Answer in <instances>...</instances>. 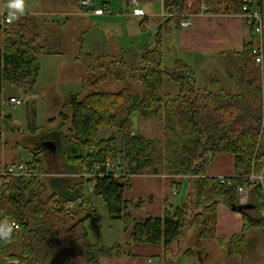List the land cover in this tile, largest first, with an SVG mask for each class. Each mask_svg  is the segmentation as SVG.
Segmentation results:
<instances>
[{
	"label": "trees",
	"instance_id": "16d2710c",
	"mask_svg": "<svg viewBox=\"0 0 264 264\" xmlns=\"http://www.w3.org/2000/svg\"><path fill=\"white\" fill-rule=\"evenodd\" d=\"M202 2L212 13L240 12L242 6V0H164V9L174 14L163 17L136 60L138 72L134 75L141 83L139 92L125 88L99 91L96 87L107 79V74L88 72L84 88L93 90L81 96V92L68 95L64 106L69 107V112L62 110L61 124L48 133L58 147L53 156L63 163L55 171L68 174L50 177L51 185L57 188L55 192H46L47 181L42 174L45 168L38 155L51 151L48 141L34 151L33 160L26 162L28 173L0 175V229H12L10 239L0 240V256L4 258L0 264H53L55 257L75 256L77 252L84 264H100L101 254L119 251V244L106 247L89 238L86 221L97 214L93 201L97 195L104 200L111 217L122 219L125 227L133 223L131 242L162 243L167 248L185 226L195 228L196 246L215 236L218 202L224 201L230 207L237 204V186H248L247 174L259 171L264 161L263 90L261 70L252 54L255 34L251 26L241 55L255 65L248 70L247 79L236 80L237 89H226L217 75L199 78L181 58L171 66L163 64L162 32L167 31L169 22L180 27L184 13L200 11ZM261 2L256 0L257 4ZM29 24L31 18L26 13L11 24L5 21L0 47V92L5 81L21 84L30 93L35 89L41 69L38 54L48 52V48ZM140 24L144 29L147 23L142 20ZM167 79L177 83L176 93L166 90ZM134 113L140 119L160 121L163 136L146 137L134 127ZM68 119L70 125L66 127ZM101 126L112 127L114 134L100 137ZM1 138L0 134V141ZM226 152L234 154L235 172L223 177L232 183L207 173L215 155ZM111 159L119 160V175H113L105 166ZM85 171L94 174L85 176ZM140 172L185 176L189 182L186 198L166 208L162 216L136 218L129 207L140 205L141 199L127 200L123 194L127 176ZM89 181L92 190L86 194ZM248 203L249 207L264 210L260 183L252 185ZM242 216L244 228L250 222L264 226V214L252 218L246 209ZM242 238L235 234L224 243L228 254L240 252ZM17 240L21 251L10 252L9 245ZM193 252V248L183 251ZM6 256L9 260H5Z\"/></svg>",
	"mask_w": 264,
	"mask_h": 264
},
{
	"label": "rangeland",
	"instance_id": "374dc122",
	"mask_svg": "<svg viewBox=\"0 0 264 264\" xmlns=\"http://www.w3.org/2000/svg\"><path fill=\"white\" fill-rule=\"evenodd\" d=\"M33 1L35 2L34 5L32 4V6L28 7L38 8L47 13L39 17L31 15L32 24H29V26L33 31L39 33L40 42L46 45L48 53L43 52L38 54L41 69L32 93L21 84L5 81L4 90L0 93V132L2 134L0 141V166L3 162L18 158L24 159L26 162L33 160L34 151L42 143L48 141L47 143L51 146V151L49 153L38 152L39 157L43 161L44 168L47 169L49 166H52L54 160H60L58 159L59 157H51L57 153L58 147L55 139L48 136V133L57 128L58 124L62 121L59 110L68 98V95L81 92V96L83 93L93 90L92 87L84 88V78L88 72L94 75L107 74V79L101 81L96 87L99 91H117L125 88L131 92H139L141 90V83L134 75L138 72L135 58L139 56L142 50L141 47L138 48V45L144 41L151 40L157 30V25L163 20V17L160 16L158 19L153 20V22L151 21L144 29L140 28L138 32L130 33L125 38H122L112 33L111 35L107 34L106 24L108 28L115 29L117 27L115 21H118L117 23H119L120 28L122 27L124 30L125 28L131 29V24L125 16H113V14L106 17V15L93 16L89 14L68 13V21L64 23L62 18L66 19V16L62 17L60 14L52 13V11L62 9L63 7L67 8L68 4V10L73 8L74 11H78L81 8L86 13V9L84 10L82 7H79L81 6L79 0ZM102 1H107L109 10L106 12L108 13H114L120 5L125 4V0H91V4L100 5ZM91 31L96 32L95 37L99 38L101 43L106 44L104 49H95L93 51L89 47H86ZM60 32L62 33L61 35ZM55 35L61 37V39H58L61 41V46L58 43L51 44L48 42L51 36ZM163 45L165 46L163 63L168 66L172 62L171 57L173 52L171 47H167L168 43L166 40L163 42ZM58 48L63 50L62 54L49 52L52 49L56 50ZM167 52L170 53V57H167ZM226 56H228L227 53H224L222 56L215 55L214 57L216 59L223 58L225 61ZM185 58L187 59L188 57L185 56ZM189 64L194 68L198 76L205 73L202 79L206 77V74L217 75L225 84L221 70L222 66H225L224 63H221V65L217 62V65L211 63L199 64L190 60ZM118 73L120 74L117 75ZM166 83L177 84L172 80ZM167 87H169L168 84L165 85V88ZM162 92L160 91L159 93L162 94ZM12 95H16L23 102L18 105L11 104L9 98ZM64 110L69 112V107L64 108ZM6 117H11L10 121L7 120L9 121V127H6ZM55 118L58 120H54ZM133 124L136 129L139 128L148 138H160L163 136L162 123L155 118L140 119L134 113ZM69 125L68 119L66 127ZM111 134H114L112 127L101 126L98 130L100 137H107ZM60 162L62 161H59V164ZM90 193L88 189L86 194ZM184 195L185 191L183 190L182 197ZM94 206L97 209V214L90 217L86 222L90 240L106 247L113 246L115 241L122 243L125 226L123 220L111 217L104 200L98 195L95 197ZM137 212L140 214L142 211ZM190 228L188 230L186 227L182 230L180 242L182 244L189 243L187 245H190L196 254L194 258L190 259L191 262L194 260V264H200L201 258L197 254V248H195V228L193 226ZM262 229L263 225L257 227L261 245ZM9 250L10 252H20V240L10 244ZM211 250L210 258H208L209 263L205 262L206 264H214L219 259V256L214 255L215 247L213 245ZM3 259L0 256V262ZM177 259L181 263L182 261L186 262L187 257L181 255ZM5 260H9V258L6 256ZM53 264H84V259L79 252L75 256L62 254L54 258ZM246 264L255 263L246 262Z\"/></svg>",
	"mask_w": 264,
	"mask_h": 264
},
{
	"label": "crops",
	"instance_id": "0c3cea01",
	"mask_svg": "<svg viewBox=\"0 0 264 264\" xmlns=\"http://www.w3.org/2000/svg\"><path fill=\"white\" fill-rule=\"evenodd\" d=\"M34 3L35 2L33 0H25L26 14L39 17L40 15H45L47 13L46 11L38 8L34 9L28 7L32 6V4L34 5ZM5 4L6 0H0V47L3 46L5 16L7 15V10L4 7ZM92 6L96 9H101L102 11L98 13L94 11L84 13L81 8H79L78 11H74L73 8L68 10L67 4V8L63 7L62 9H55L52 13L60 14L62 17L66 16V19L62 18L64 23L68 21V13L84 15L89 14L93 16L106 15V17L113 14V16H125L127 17V21L131 24V29L125 28L124 30L122 27L120 28L119 23H117L118 21H115L117 25L115 29L108 28V25L106 24L107 34L111 35L112 33L115 34V36H120L122 38H125V36L130 33L138 32L140 28L142 29L140 24L142 20H145V23H147L146 26H148L151 21L153 22V20L158 19L160 16H165L163 14L164 9L162 0H140V7L143 10L142 15L131 12V8L127 4V0H125V4L120 5L118 10L114 13L106 12L109 10L107 7V1H102L100 5L92 4ZM79 7H82L85 10L84 6ZM190 21L191 23L187 27H176L172 22H169L170 26L167 31L162 32V62L165 53V46L163 45V42L166 40L168 43L167 47H171L173 52L171 57L172 62L168 66H171L177 58H181L188 63L190 60L199 64L211 63L213 65H217V62L221 65V63H224L225 66H222L221 70L223 73L222 77L225 79V84L223 82L222 84L226 89H237L238 84H236V80L240 77L242 79H247L249 76L248 70L255 65L254 62L244 59L241 55V49L244 41L250 38V25L247 23L244 16L241 12L212 13L207 12L206 10L202 11L200 9L198 12H193L190 16ZM161 26L163 29L164 25L161 24ZM133 30L134 32H132ZM61 34L62 33L60 32V35ZM95 34L96 32H90L88 41L86 40V47H89L93 51L95 49H104L106 44L101 43L100 39L95 37ZM170 35H172L171 38ZM58 39H61V37L56 35L51 36V39H49L48 42L51 44L58 43L61 46V41ZM103 41L105 42V40ZM147 41L138 45V48H142L144 43ZM258 42L259 36L255 34L254 45H257ZM62 51L63 50L61 48H58L56 50L52 49L49 52L62 54ZM102 52H104V50H102ZM224 53H227L229 56H226L225 61L223 58L216 59L214 57L215 55L222 56ZM169 55L170 53L167 52V57H170ZM185 56L188 58L186 59ZM137 57L138 56H136L135 61L137 60ZM204 74L205 73L200 74L198 77L202 78ZM205 76H207V74ZM167 81L169 82V80H166V82ZM166 84L169 86L166 89L168 92L171 94L176 93V85L170 83ZM64 108L66 107L63 103L59 112L64 110ZM9 119L11 120V117H6V122ZM54 120L58 119L55 118ZM21 160L25 161L24 159L18 158L16 160L14 159L12 161L3 162L0 169L5 164L15 163ZM59 161L60 160H54L52 166H49L47 169L45 168L42 172L45 177V181H47L46 192L48 194L55 192L57 189L56 186L51 185L50 177L68 176V174L55 171V168L58 169L63 164L62 162L59 164ZM49 169L51 171H48ZM234 172V154L229 152L215 155L207 169L208 174L220 177L232 175ZM75 181L76 180L74 179V182ZM127 183L128 184L124 189V198L134 201L141 199L140 205L134 206L132 204L129 208V211L132 214L135 213L134 216L136 218H143L149 214L162 216L166 208H169L171 205L181 204L186 198L189 190V182L185 176H178L171 173L140 172L129 174L127 176ZM172 186L177 188L176 193L171 191ZM183 190L185 191V195L182 197ZM95 197L96 196H94L93 201L95 200ZM137 211L142 212L139 214ZM247 212L252 218L257 217L260 214H264V210L256 207H248ZM132 225L133 223H130L127 227L124 226L122 243L115 241L113 244V246L116 244L120 245L119 251L109 254H101L99 256L100 264H194V260L191 262L190 259L192 257L194 258V255L196 254L194 252L191 254L183 253L186 248H191V246L187 245L189 243L182 244L180 242L182 231L166 248L162 243L131 242L129 240V234ZM258 226L259 224L252 225L250 222V225H247V227L245 226L244 228V218L242 216V212L232 210L231 207L224 201H219L216 207L215 236L206 240L203 244L195 247L197 248L198 256L201 258L200 264H206L205 262L209 263L208 258H210L212 245L215 247L214 255L219 256V259L216 260L214 264H246V262L264 264V226L262 229V245L260 243V237L257 230ZM186 227L188 230L191 229V226H185L183 229ZM235 234H241L243 237L240 245V252L228 254L224 243L228 242L230 237ZM181 255L187 257L186 262L182 261L180 263L178 261L177 258Z\"/></svg>",
	"mask_w": 264,
	"mask_h": 264
},
{
	"label": "built area",
	"instance_id": "2783aa9c",
	"mask_svg": "<svg viewBox=\"0 0 264 264\" xmlns=\"http://www.w3.org/2000/svg\"><path fill=\"white\" fill-rule=\"evenodd\" d=\"M80 5L84 6L87 12L94 11L96 13L101 12V9H96L92 6L91 0H79ZM127 4L131 8V12L142 15L143 10L140 7V0H127ZM163 9H164V0H162ZM206 2H202L200 9L202 11H205L207 9ZM241 14L244 16L247 23L253 28L255 34L259 36V42L257 45H254L252 47V54L253 58L256 64L259 65L262 75V90H263V111H264V0H262L261 4H257L256 0H242V6H241ZM164 15H172L173 12H167L164 9L163 12ZM193 14L191 10H188L184 13L183 17L180 20V26L181 27H187L190 25V16ZM7 16V15H6ZM5 16V21H6ZM9 102L14 105L21 104L22 100L16 96H11L9 98ZM95 150V149H94ZM105 166L107 168H110V170L113 171V175H119L120 171V165L119 160L111 159L107 160L105 162ZM99 164L95 165V168H98ZM28 173V165L26 161H19L15 163H10L2 166L0 169V175L1 176H11L16 174H25ZM85 176H91L94 174V172H84ZM179 176V175H178ZM248 177V186H242L238 185V193H239V202L238 203H248L250 198V189L252 188V185L254 183H260L264 189V161L261 165V168L259 171H251L249 174H247ZM253 177H256L255 179ZM222 181H226L227 183H232L230 179H226L223 176H221ZM87 187L89 190H92L91 181L87 182ZM171 191L173 193L177 192V188L175 186L171 187ZM15 223V222H14ZM16 227L19 225L15 223Z\"/></svg>",
	"mask_w": 264,
	"mask_h": 264
},
{
	"label": "clouds",
	"instance_id": "9594fccd",
	"mask_svg": "<svg viewBox=\"0 0 264 264\" xmlns=\"http://www.w3.org/2000/svg\"><path fill=\"white\" fill-rule=\"evenodd\" d=\"M6 22L11 24L25 14V0H6ZM254 179L256 177H253ZM11 227L0 229V240L7 241L11 237Z\"/></svg>",
	"mask_w": 264,
	"mask_h": 264
},
{
	"label": "water",
	"instance_id": "95a60500",
	"mask_svg": "<svg viewBox=\"0 0 264 264\" xmlns=\"http://www.w3.org/2000/svg\"><path fill=\"white\" fill-rule=\"evenodd\" d=\"M249 203H237V204H232L231 209L235 211H240L243 212L249 207Z\"/></svg>",
	"mask_w": 264,
	"mask_h": 264
}]
</instances>
